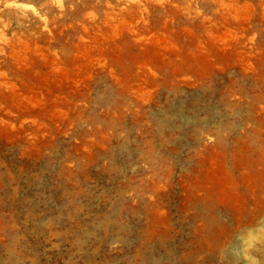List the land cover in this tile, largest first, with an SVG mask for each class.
Here are the masks:
<instances>
[{
    "label": "rangeland",
    "instance_id": "rangeland-1",
    "mask_svg": "<svg viewBox=\"0 0 264 264\" xmlns=\"http://www.w3.org/2000/svg\"><path fill=\"white\" fill-rule=\"evenodd\" d=\"M0 264H264V0H0Z\"/></svg>",
    "mask_w": 264,
    "mask_h": 264
}]
</instances>
